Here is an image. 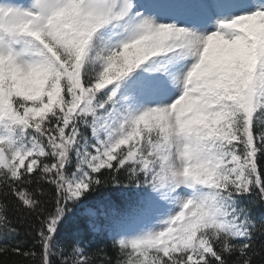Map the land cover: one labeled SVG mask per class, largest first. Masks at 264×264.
Segmentation results:
<instances>
[{
  "label": "snow or ice",
  "instance_id": "snow-or-ice-1",
  "mask_svg": "<svg viewBox=\"0 0 264 264\" xmlns=\"http://www.w3.org/2000/svg\"><path fill=\"white\" fill-rule=\"evenodd\" d=\"M0 264H264V0H0Z\"/></svg>",
  "mask_w": 264,
  "mask_h": 264
},
{
  "label": "trees",
  "instance_id": "trees-1",
  "mask_svg": "<svg viewBox=\"0 0 264 264\" xmlns=\"http://www.w3.org/2000/svg\"><path fill=\"white\" fill-rule=\"evenodd\" d=\"M74 220L78 223V225L83 228L84 227V219L80 216L79 211L77 212L76 217ZM75 227V225H73ZM70 235V229H65L64 232H62V237L67 238ZM85 239L88 241H91L93 244V247L96 245H102V244H108L109 241L106 237H102L99 235H91L86 234Z\"/></svg>",
  "mask_w": 264,
  "mask_h": 264
}]
</instances>
